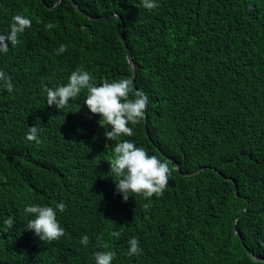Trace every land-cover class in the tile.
Here are the masks:
<instances>
[{
	"label": "trees",
	"instance_id": "16d2710c",
	"mask_svg": "<svg viewBox=\"0 0 264 264\" xmlns=\"http://www.w3.org/2000/svg\"><path fill=\"white\" fill-rule=\"evenodd\" d=\"M57 2L0 0V33L17 14L32 20L0 53L14 85L0 88V264H95L101 236L112 264H264V0H156L151 11L142 0ZM77 68L97 84L131 77L147 94V116L123 139L169 162L163 196L123 202L108 164L114 142L105 148L107 126L84 93L47 105L44 87ZM36 125L39 144L26 139ZM59 202L65 236L25 230L26 205ZM133 237L143 253L129 257Z\"/></svg>",
	"mask_w": 264,
	"mask_h": 264
},
{
	"label": "clouds",
	"instance_id": "9594fccd",
	"mask_svg": "<svg viewBox=\"0 0 264 264\" xmlns=\"http://www.w3.org/2000/svg\"><path fill=\"white\" fill-rule=\"evenodd\" d=\"M142 6L151 11L159 5L156 0H142ZM31 27L32 20L27 15L13 16L9 30L6 33H0V53L6 54L9 51V45L16 47L20 43V35ZM44 27L46 30H51L55 25L47 23ZM66 51L67 46L60 44L55 54L61 55ZM0 88L9 93L14 91L11 78L3 70H0ZM43 91L47 94V105L55 106L57 110L67 107L70 101L77 100L84 93V106L91 115L100 118V126H107L104 132L105 148L109 147L108 141L114 142L112 157L108 164L110 173L119 178L114 184L123 202H127L132 196H141L145 200H150L153 196L157 198L163 196L173 171L169 167V162L161 160L156 155H150L146 149L138 147L132 140L123 139L135 135L133 128L129 125H137L145 119L149 103L146 93L135 90L131 77H121L112 81L104 79L97 84L87 70L77 68L69 76L67 84L54 89L45 86ZM41 131L42 129L37 125L29 127L26 139L29 142L41 143L39 139ZM66 208L63 202L57 203L55 207L39 204L26 205L24 213L32 219L28 220L25 230L34 232L44 242L59 240L65 236V229L61 227L57 213H64ZM4 224L11 229L14 226L13 218L9 216L4 220ZM111 235L119 238L120 233L113 232ZM97 239L101 241L98 247L105 250L94 253L95 264H112L116 258V252L105 248L102 236ZM80 243L87 246L89 237L84 235ZM128 245L127 256H139L143 253L137 238H130Z\"/></svg>",
	"mask_w": 264,
	"mask_h": 264
},
{
	"label": "water",
	"instance_id": "95a60500",
	"mask_svg": "<svg viewBox=\"0 0 264 264\" xmlns=\"http://www.w3.org/2000/svg\"><path fill=\"white\" fill-rule=\"evenodd\" d=\"M60 2H61V0H58V2L56 3L55 7L58 6ZM78 9H79V8H78ZM79 10H80V9H79ZM80 11H81L83 14L88 15L85 11H82V10H80ZM88 16H89V15H88ZM113 16H114V17H119V16H117V15H113ZM126 50H127V57H128V60L132 63L131 54H130V52L128 51L127 48H126ZM133 72H134V76H133V79H134L135 76H136V69H135V67L133 68ZM147 110H148V106H147ZM146 116H147V111H146ZM146 125H147V120H146ZM200 170H202V168H200V169L194 171V172L191 173V174L183 173V175H184V176L194 175V174H197ZM236 194H238V189H236Z\"/></svg>",
	"mask_w": 264,
	"mask_h": 264
},
{
	"label": "bare ground",
	"instance_id": "6f19581e",
	"mask_svg": "<svg viewBox=\"0 0 264 264\" xmlns=\"http://www.w3.org/2000/svg\"><path fill=\"white\" fill-rule=\"evenodd\" d=\"M175 171H176V169H175ZM187 178V177H186Z\"/></svg>",
	"mask_w": 264,
	"mask_h": 264
}]
</instances>
